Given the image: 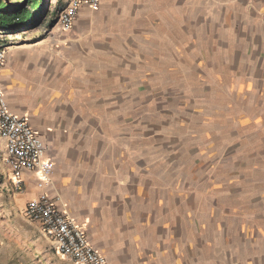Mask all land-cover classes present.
I'll use <instances>...</instances> for the list:
<instances>
[{"label": "crops", "instance_id": "0c3cea01", "mask_svg": "<svg viewBox=\"0 0 264 264\" xmlns=\"http://www.w3.org/2000/svg\"><path fill=\"white\" fill-rule=\"evenodd\" d=\"M47 32L0 44V80L93 248L264 264V0H104Z\"/></svg>", "mask_w": 264, "mask_h": 264}, {"label": "built area", "instance_id": "2783aa9c", "mask_svg": "<svg viewBox=\"0 0 264 264\" xmlns=\"http://www.w3.org/2000/svg\"><path fill=\"white\" fill-rule=\"evenodd\" d=\"M64 6L54 7V20L60 32L67 34L83 7L98 12L104 0H63ZM6 65V50L0 47V75ZM0 140L5 147L4 160L9 167L17 191L26 189L31 181L36 195L25 204L24 216L39 225L42 233L53 242L56 253L74 264H108L88 241L83 228L58 208L59 199L51 197L55 165L46 158V147L26 116L10 110L0 80ZM31 177L27 179L25 174Z\"/></svg>", "mask_w": 264, "mask_h": 264}, {"label": "rangeland", "instance_id": "374dc122", "mask_svg": "<svg viewBox=\"0 0 264 264\" xmlns=\"http://www.w3.org/2000/svg\"><path fill=\"white\" fill-rule=\"evenodd\" d=\"M59 2L45 0L48 9L51 6L52 10ZM41 5H44V0H40ZM53 16L51 14L46 21L27 31L1 34L0 44L11 45L29 35L37 38L46 36L47 31L56 25ZM4 155V143L0 140V264H74L56 253L53 242L42 233L38 224L25 218L24 207L29 197L26 189L20 192L14 188Z\"/></svg>", "mask_w": 264, "mask_h": 264}, {"label": "trees", "instance_id": "16d2710c", "mask_svg": "<svg viewBox=\"0 0 264 264\" xmlns=\"http://www.w3.org/2000/svg\"><path fill=\"white\" fill-rule=\"evenodd\" d=\"M39 2L40 0H0V35L27 31L46 21L50 11L45 0L44 5L39 6Z\"/></svg>", "mask_w": 264, "mask_h": 264}]
</instances>
